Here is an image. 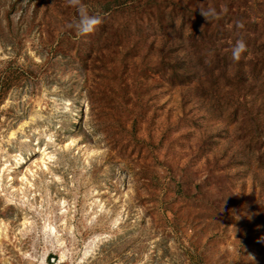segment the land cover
<instances>
[{"label": "rangeland", "instance_id": "374dc122", "mask_svg": "<svg viewBox=\"0 0 264 264\" xmlns=\"http://www.w3.org/2000/svg\"><path fill=\"white\" fill-rule=\"evenodd\" d=\"M83 4L0 0V264H264V0Z\"/></svg>", "mask_w": 264, "mask_h": 264}, {"label": "clouds", "instance_id": "9594fccd", "mask_svg": "<svg viewBox=\"0 0 264 264\" xmlns=\"http://www.w3.org/2000/svg\"><path fill=\"white\" fill-rule=\"evenodd\" d=\"M66 5L77 9L79 13L78 19H74L67 27L74 29L78 36L86 35L95 30V28L102 23V18L99 15H89L86 6L83 4V0H66ZM200 13L206 20L210 18H219L214 9H200ZM245 41L240 38L235 41L232 46V57L238 59L240 53L246 50Z\"/></svg>", "mask_w": 264, "mask_h": 264}]
</instances>
